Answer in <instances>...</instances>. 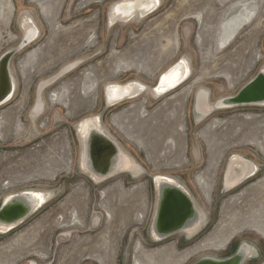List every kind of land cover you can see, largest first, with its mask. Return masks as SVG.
Instances as JSON below:
<instances>
[{
  "label": "rangeland",
  "instance_id": "obj_1",
  "mask_svg": "<svg viewBox=\"0 0 264 264\" xmlns=\"http://www.w3.org/2000/svg\"><path fill=\"white\" fill-rule=\"evenodd\" d=\"M120 1L0 0V56L21 41V17H31L40 32L12 58L16 89L0 106V205L25 190L54 196L14 232L0 235V264H192L204 254L226 258L242 242L259 252L244 264H264V232L254 216L264 223V107L217 110L200 125L193 108L198 92L214 104L264 69V0H160L158 11L138 23L111 26L109 11ZM235 3L246 17L223 47L220 36L229 26L223 20ZM182 58L192 73L179 89L106 107L108 83L153 87ZM76 62V71L43 90L45 112L32 121L38 86ZM53 95L58 100L51 104ZM92 116L146 174L95 183L80 170L76 126ZM234 154L261 172L224 193L222 175ZM158 174L174 178L207 213L193 242L181 235L152 242ZM206 241L213 244L177 258Z\"/></svg>",
  "mask_w": 264,
  "mask_h": 264
},
{
  "label": "water",
  "instance_id": "obj_2",
  "mask_svg": "<svg viewBox=\"0 0 264 264\" xmlns=\"http://www.w3.org/2000/svg\"><path fill=\"white\" fill-rule=\"evenodd\" d=\"M144 2L145 0L120 1L119 5H123L124 8L130 12L129 17L125 19L130 20L137 16L141 11H143L144 17L151 15L156 8L146 10ZM118 21L121 22L124 20L123 18H120L113 24H110L109 21V25L112 26ZM28 22L30 29L22 31L23 36L17 47L5 52L0 56V106L4 105L9 99H11L15 92L14 77L10 68L12 58L24 48L33 43L39 35L38 33H34L36 27L35 22ZM179 62L180 60L178 63ZM178 63L173 64V66L177 65ZM168 70L165 73H167ZM162 75L159 77L157 86ZM126 84L127 83L123 85ZM180 84L181 83L178 85ZM104 101L106 107L111 108L109 107V104L105 98ZM263 104L264 70L262 69L258 71V73L249 82L243 85L235 95L215 102L212 113L217 110L244 107H264L262 106ZM194 112L197 114L195 109ZM76 136L80 145V159L83 160V163L86 167L85 170L87 175H85L89 177L90 180L92 179L89 175H93L98 179H104L103 181H105L106 179L118 174L128 173L126 171L120 170L122 168L126 152L120 145V147H118L108 135L102 132L99 133L97 129L90 127L88 133L84 137H81V139H79L77 132ZM121 149L125 153L121 151ZM234 158L235 157L232 156L229 159L222 175L221 190L224 193H229L246 182L248 175H243L246 172H249L247 163L252 164V162H250L248 159H240L237 157V159H240L239 161L246 162V167L238 168L235 166L236 170H230V164ZM235 176L238 177V180L232 184V179ZM152 184L155 191V207L149 228L150 238L152 237L151 234H154L158 240L162 241L188 227H195L198 224L199 213L197 208H195L193 200L190 199L184 190L166 181H161L156 190L154 178H152ZM37 200L38 199L36 197L27 192L16 195L7 203H4L3 200L0 205V226H8L12 228L20 226L31 216H33L35 212L41 207L37 206ZM204 228L205 227H201L198 233H200ZM244 243L246 242L239 243L235 251L226 258L216 259L214 257H202L192 264H244L249 256L248 254L244 255L243 251L241 250V245ZM250 247L254 251L255 248L251 245Z\"/></svg>",
  "mask_w": 264,
  "mask_h": 264
},
{
  "label": "bare ground",
  "instance_id": "obj_3",
  "mask_svg": "<svg viewBox=\"0 0 264 264\" xmlns=\"http://www.w3.org/2000/svg\"><path fill=\"white\" fill-rule=\"evenodd\" d=\"M124 1H127V0H124ZM119 3L120 2H118L117 4H114L110 9V12H109L110 24H113L116 20H118L120 18H123L124 21H121V23H124V24L130 23V22L131 23H138V21L140 19L145 18L143 15V11H141L134 18H132L130 20H126L125 18L129 17L130 12L127 11L123 5L122 6L119 5ZM144 3H145L146 10L156 8L153 13L157 12L158 9L160 8V0H145ZM242 13H243L242 5L235 3L231 6V12L227 16L224 17L223 22L226 21V17H227V23L229 24V26L224 29L223 35L221 34L223 37L220 36L223 39V47H226L229 44V38H231L234 30L238 27L237 24H241L242 19L245 20L244 18L246 17V15L244 13L242 15ZM3 15H4L3 7H0V21L3 18ZM28 21L33 22L32 18L29 16L21 17V20L19 21V26H20V29L22 31L30 29V26L28 25V23H29ZM34 33L35 34L40 33L37 26L35 27ZM38 37H39V35H38ZM178 61L176 63H178ZM79 63L80 62L72 63V64L68 65L67 67H65L64 69H62L61 71H59L53 77L49 78L47 81H42V83L38 86V89H37L36 105L34 106L33 111H31V113H30V119L32 121H35L38 116H40L42 113L45 112L44 110L46 109L47 103H46L44 97H42L43 90L48 85H51L54 82H58L59 79L63 78V76L67 72L76 71L79 68L78 67ZM167 70H168V72L165 73ZM191 73H192V71H191V67L189 65V62L185 58H182V59H180V62L177 65L169 66L165 71H163L160 74V76L162 74L163 75L160 78L158 86H157V83H158L160 76L158 77L157 82L153 87H148L147 85H145L144 83L139 82V81H130L126 85L119 84L116 82L108 83L104 89V92H105L104 98L107 101V103L109 104V107H111V108L116 107L125 101L135 100V99L140 98L141 96L147 95L149 93L152 94V96H154V97L164 98L165 96L169 95L170 93L174 92L175 90L179 89L184 84H186L191 79ZM14 83H15V89H16L15 78H14ZM179 83H181V84L178 85ZM12 97H11V99H12ZM11 99H9L6 103H8ZM57 100H58L57 95L49 96V101L51 104H53ZM193 105H194V109L196 110V113H197L196 114V121H197L198 125L202 124L208 118L213 116L212 111H213L215 105L211 104L209 102L207 92H202V91L198 92L196 95V98H195V103ZM259 106H261V105H259ZM262 106H264V104ZM90 127L91 128L94 127L95 129H97L99 131V133L102 132V133L108 135L112 139V141L118 147H120L119 146L120 144L118 143V141L109 133L108 130L105 129V127L102 123V120L99 116L88 117V118H85V119L81 120L80 122H78V124L76 126V132H77V135L79 136V139H81V137H84L88 133V131L90 130ZM121 151H123V150L121 149ZM125 155L126 156H124L125 158L123 161L122 168L120 169L121 171L128 172L129 175L133 179H137L141 175L146 174V170L144 168H142L131 155H129L128 153H126ZM233 157H235V158L233 159L234 161L232 160V162L230 164V170H236L235 166L238 168L246 167V162L239 161L241 158L246 159L245 157H243L241 155H237V154H234ZM237 157H239L240 159H237ZM250 162H252V161H250ZM252 164L247 163L248 168H249V172H246L243 175V176L248 175L246 181L252 180L261 172V170L257 164H255L254 162H252ZM79 168H80V170H82V172L84 174L87 175V172L85 170L86 167H85L82 159H80V161H79ZM89 176L96 183H99V182L104 180V179H98V178L94 177L93 175H89ZM153 178L155 179L156 190H157L158 185L161 181H166V182L173 184L175 186H178L179 188L184 190L188 194L190 199L193 200L195 208H197V211L199 213V220H198V224L195 227L194 226L188 227V228L184 229L183 231H180V232L174 234L173 236H171L165 240H162V241L158 240L154 234H151V236H152L151 238L153 240L152 242L159 245V244H162V243L170 240L172 237L180 238V235L185 237L186 241L193 242V239L195 240V237L199 235L198 231L200 230V228L205 227L207 222H208L207 213L205 212V210L202 207H200V208L198 207L197 202L194 200L191 193L184 186H182L180 183H178L174 178H172L168 175H163V174L155 175V176H153ZM108 179H110V178H108ZM232 180H233L232 184H234V182H236L238 180V177L235 176V177H233ZM254 187H252L251 189H253ZM201 188H202V193L204 194L205 198L207 199L209 196L208 187L205 184H202ZM23 192L31 193L34 197H36L38 199L37 200L38 201L37 206L38 207L41 206V207L35 213H37L43 207H45L48 203H50L53 200L52 198L54 197L50 191L25 190ZM23 192H18V193H13V194L7 195L3 199L4 203H7L8 201L12 200L16 195H19L20 193H23ZM254 216L257 219L255 222L256 226L255 225H251V226H255V228H257V229H258V226H260L261 227L260 229L263 233L264 232V223H262L263 221L258 222L259 217L255 214V212H254ZM252 224H254V223H252ZM20 226H18L16 228H12V227H8V226H0V235L6 236V235L14 232ZM261 231L259 230L260 233H261ZM17 242H18V237H17V239L13 240L12 244H16ZM212 244H213L212 241L211 242L206 241L203 244L195 245V246L189 248L187 253H185L183 255V257H182V255H179V256H177V258L181 257L184 260V259L192 256L193 254L201 251L202 249L209 247V245L211 246ZM241 246H242L241 250L243 251L244 255H246V254L249 255L247 260L254 261V259H257L259 257V252L256 248L253 251L252 248L250 247V245H248L247 243H244ZM257 247L259 248V250L261 252L260 247L258 245H257ZM208 255L209 254H204L201 256L210 257ZM160 256L163 257L162 253ZM216 259H220V258H216Z\"/></svg>",
  "mask_w": 264,
  "mask_h": 264
}]
</instances>
